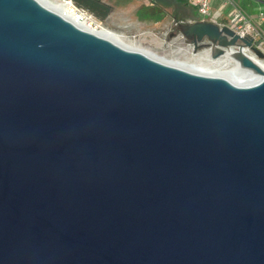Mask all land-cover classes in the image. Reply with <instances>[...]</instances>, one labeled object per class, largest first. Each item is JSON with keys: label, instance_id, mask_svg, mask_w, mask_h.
<instances>
[{"label": "water", "instance_id": "obj_1", "mask_svg": "<svg viewBox=\"0 0 264 264\" xmlns=\"http://www.w3.org/2000/svg\"><path fill=\"white\" fill-rule=\"evenodd\" d=\"M175 21L185 68L0 0V264H264L263 53Z\"/></svg>", "mask_w": 264, "mask_h": 264}, {"label": "crops", "instance_id": "obj_2", "mask_svg": "<svg viewBox=\"0 0 264 264\" xmlns=\"http://www.w3.org/2000/svg\"><path fill=\"white\" fill-rule=\"evenodd\" d=\"M113 6L112 12L104 20L112 28L125 31L144 30L151 28L155 23L173 20L193 21L199 19L196 7L192 0H104ZM246 11L256 15L264 12V0H235ZM221 0V8L225 4ZM216 4V1H215ZM225 14L230 9L227 5ZM228 7V8H227ZM197 13V14H196Z\"/></svg>", "mask_w": 264, "mask_h": 264}, {"label": "rangeland", "instance_id": "obj_3", "mask_svg": "<svg viewBox=\"0 0 264 264\" xmlns=\"http://www.w3.org/2000/svg\"><path fill=\"white\" fill-rule=\"evenodd\" d=\"M220 3L221 0H216L215 7H220ZM220 11L226 12V7H221ZM95 18L101 22L103 26L124 35L125 42L128 45H136L153 56L165 61L179 59L196 61L197 59L193 58V52L196 54H204V51L206 50L205 47H201L194 51L193 43L177 32L176 21L171 18H168L166 22L155 23L151 28L135 31H125L120 28H112L106 21L100 20L97 17ZM261 24L264 27V20Z\"/></svg>", "mask_w": 264, "mask_h": 264}, {"label": "built area", "instance_id": "obj_4", "mask_svg": "<svg viewBox=\"0 0 264 264\" xmlns=\"http://www.w3.org/2000/svg\"><path fill=\"white\" fill-rule=\"evenodd\" d=\"M215 1L192 0L193 5L197 9L199 19L213 21L221 27L227 25L241 36L252 37L253 45L263 53V57H258L253 50L248 48L247 52H251L264 63V27L261 24L264 20V12L260 11L258 14L253 15L235 0H224L223 3L230 9L229 13L225 14L223 11H220V8L215 7Z\"/></svg>", "mask_w": 264, "mask_h": 264}, {"label": "bare ground", "instance_id": "obj_5", "mask_svg": "<svg viewBox=\"0 0 264 264\" xmlns=\"http://www.w3.org/2000/svg\"><path fill=\"white\" fill-rule=\"evenodd\" d=\"M42 3L49 5L50 7H52L53 9H55L57 12H59L60 14H62L63 16H65L66 18L72 20V21H80L82 22L88 29L90 30H94L95 32L99 33L100 35L109 37L113 40H115L116 42L133 48V49H137V50H141L149 55L153 56L152 54L146 52L144 49L136 46V45H128L125 42L124 39V35L108 28L105 27L101 24V22H99L92 14H90L89 12L82 10V9H78L76 4L73 2V0H40ZM247 49V47H246ZM209 50H205L204 53L208 52ZM251 56H253L254 58H257L255 55H253L251 52L249 53ZM201 55L203 54H196L193 52V58L198 59ZM157 59H159L158 57H155ZM231 67H233L236 71H238L240 74H242L243 76L251 79V80H255V81H259L262 76L258 73H254L250 70H246V69H241L239 68L238 64L236 61H234L228 54L222 57ZM162 60V59H159ZM257 60L264 65L262 60H259L257 58ZM165 61V60H162ZM171 64H176L182 67H188L191 64H193L195 61H192L190 59H184V60H173V61H165Z\"/></svg>", "mask_w": 264, "mask_h": 264}, {"label": "trees", "instance_id": "obj_6", "mask_svg": "<svg viewBox=\"0 0 264 264\" xmlns=\"http://www.w3.org/2000/svg\"><path fill=\"white\" fill-rule=\"evenodd\" d=\"M73 2L100 20H105L112 12L113 6L104 0H73Z\"/></svg>", "mask_w": 264, "mask_h": 264}]
</instances>
